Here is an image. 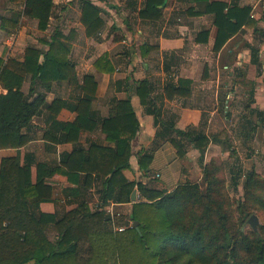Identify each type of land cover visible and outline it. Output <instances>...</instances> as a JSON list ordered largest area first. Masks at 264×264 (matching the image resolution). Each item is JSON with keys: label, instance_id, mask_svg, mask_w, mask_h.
<instances>
[{"label": "trees", "instance_id": "1", "mask_svg": "<svg viewBox=\"0 0 264 264\" xmlns=\"http://www.w3.org/2000/svg\"><path fill=\"white\" fill-rule=\"evenodd\" d=\"M190 1L208 3L206 11L214 15L217 27L215 52L243 25L252 26L249 9L209 0ZM7 2L21 9L12 17H0L1 28L15 29L18 17L22 15L35 19L40 31L46 30L52 0ZM156 2L147 0L143 12L152 9ZM81 6L85 34L94 35L102 26L98 10L86 0H81ZM63 40L68 37L57 32L46 43L47 51L28 47L23 61L12 58L4 61L0 57V86L6 89L5 94H0V149H19L27 144L28 137L23 130L44 105L42 95L38 94L32 100L29 97L34 94L36 85L46 87L52 81L74 84L75 72L66 57L68 46ZM93 67L102 73L114 70L105 55L97 58ZM28 76L31 82L29 96L21 90ZM189 84L187 80H179L177 86H167L165 97L170 100L188 97ZM81 89L84 96L76 106L75 119L59 125L58 141L74 143L73 150L57 165L36 163L33 181V161L28 157L23 163L16 156L3 157L0 161V264H179L183 258L184 264H264V244L259 239L250 240L239 231L237 234L227 232L230 216L224 212L227 201L223 181L213 158L202 166L205 191L198 183L188 181L166 193L145 188L140 182L128 181L122 171L130 168V142L139 128L129 99L117 100L115 111L107 118H95L91 102L96 85L90 75L83 77ZM143 90L148 91L146 82H141L137 89L144 104ZM59 107L60 102L53 101L50 109L57 111ZM255 113L260 120L263 116L264 127V112ZM97 127L105 135L107 145L91 142L83 148L78 141L79 134ZM167 131L168 128L163 127L155 137L164 136ZM169 132L178 137L171 138L170 142L179 157L184 153L181 142L186 141L200 151L202 158L209 142L206 134L191 127ZM151 160L152 155L144 154L138 159V165L146 171ZM233 171L231 181L236 186L242 172L240 168ZM54 173L64 175L73 183H77L80 174L85 184H90L93 176L98 178L104 187L101 192L104 203L110 199L130 202L135 186L140 198L132 204L130 217L112 219L102 209L90 208L86 203L59 219L53 214L34 213L33 203L50 200L51 188L46 179ZM244 177V197L254 198V189L264 180L254 171ZM134 221L138 222L139 231L132 226ZM50 226L57 233L56 240L49 239L46 234ZM118 228L123 230L118 231ZM238 249L242 251L240 254Z\"/></svg>", "mask_w": 264, "mask_h": 264}, {"label": "crops", "instance_id": "2", "mask_svg": "<svg viewBox=\"0 0 264 264\" xmlns=\"http://www.w3.org/2000/svg\"><path fill=\"white\" fill-rule=\"evenodd\" d=\"M2 1L6 3L9 14H0V17H12L21 9L12 6L7 0ZM86 1L97 8L102 21L101 28L91 36H86L81 22V0H52V13L45 31L38 29L35 19L22 15L18 17L15 29L0 27V57L4 61L11 58L23 61L28 47L47 51L46 43L53 34L60 32L68 37L62 42L68 46L66 57L75 72L74 84L52 81L46 87L36 85L34 94L30 96L31 82L29 76L25 78L21 90L31 100L38 94L42 95L44 105L23 130V134L28 137L27 144L19 149H0V161L3 157L16 156L23 163L28 157L33 161L31 175L34 181L36 163L57 165L68 155L74 143L58 141L59 125L75 119L76 106L84 96L81 89L83 77L90 75L96 85L91 102V112L95 118H107L115 111L117 100L128 98L138 122L139 128L130 142V168L122 171L128 181L140 182L145 188L166 193L180 183L195 181L192 178L194 174L199 179L202 177V166L217 155L224 143L218 135L207 132V125L214 121L213 117L219 111L218 100L221 101V96L223 109L228 111L231 107L229 99L233 91L222 94L223 74L220 71L228 70L229 80L243 79L252 86L262 83L264 40L259 37L264 35V0L208 1L249 9L248 16L252 20V26L243 25L217 52L213 50L217 27L214 25L213 13L206 11V2L157 0L152 9L150 7L143 12L147 0ZM31 22L32 31L41 33V36L36 40L37 44H22L28 27L26 24ZM27 29V32H31ZM16 40L22 45L14 48L19 53L14 55L10 53L9 45ZM102 55L107 56L113 65L112 73H102L93 67L94 61ZM179 80L190 82L189 96L167 99L164 89L169 85L177 86ZM141 82H146L148 87V91H142L144 104L137 92ZM257 88L260 89V85ZM249 92L251 98L244 104L245 112L240 115L241 136L246 138L250 137L249 128L254 125L249 115H257V111L264 112L263 85L261 103L257 101L253 105V89ZM5 93L6 89L0 86V94ZM257 95L256 91L255 98ZM207 100L210 101L209 107H206ZM53 101L60 102L57 111L50 109ZM163 127L169 131L191 127L206 134L209 142L202 158L200 151L186 141L181 142L184 144V153L179 157L170 142L171 138L178 139L174 132L170 134L167 131L164 136L155 137ZM253 127L258 128L257 125ZM261 130V142H264L263 125ZM78 141L83 148H87L91 142L107 145L99 127L81 132ZM144 154L152 155L146 171L138 165V159ZM92 178L90 184H85L80 174L77 183H73L64 175L54 173L46 179V184L51 188V198L46 202L33 203L34 213L53 214L59 219L78 205L86 203L90 208L102 209L112 219L117 216L130 217L132 204L140 198L137 187L133 189L135 201L130 198V202L120 203L110 199L104 203L101 180L94 176ZM46 234L51 240L57 239L53 226L47 229Z\"/></svg>", "mask_w": 264, "mask_h": 264}, {"label": "rangeland", "instance_id": "3", "mask_svg": "<svg viewBox=\"0 0 264 264\" xmlns=\"http://www.w3.org/2000/svg\"><path fill=\"white\" fill-rule=\"evenodd\" d=\"M0 14H9L8 7L2 0H0ZM26 25L31 32H27L28 29L26 28L24 37L22 38L24 41H21L22 44L25 42L26 44H37L36 40L41 36V33H36L34 30L32 31V22ZM259 38L264 40V35H261ZM21 42H19L20 45H22ZM19 44L17 43V40L10 43V53H14V55L19 54L14 50ZM227 72L228 70L225 69L220 71V73L223 74L222 94L229 90L233 91V94H231V98L229 99L231 107L228 111L226 108L223 109V96H221V101L220 99L218 100L220 102L218 106L219 111L214 115V121L207 125L208 128L206 127L208 134H216L224 142L222 148L220 147V151L212 158L218 166V176L223 181V193L227 201L226 206H224V212L230 216L229 224L226 225V228L228 234H237L239 231L242 235H246L250 240L259 239L261 243L264 244V183L254 189V198L245 199L243 187L245 183L244 175L248 172L254 171L259 178L264 180V142H261V127L263 122L257 117V115L250 114L249 120L254 124L252 125V129L249 128L250 137L247 136L246 138L241 136L240 129V115L242 112H245L243 109L244 104L251 98L250 90L253 89V93H251L253 94V105H255L257 101L261 103V84L264 87V76L262 78V83L258 82L252 86L247 84L243 79H227ZM261 75H264V73H261ZM258 85H260V89L257 88ZM255 88L257 90H255ZM256 91L258 92L257 98H255ZM209 102V100L206 101V107H209ZM256 125L258 127L257 129L253 127ZM231 144H233V147L238 148V150L231 147ZM237 168L241 169L242 175L239 177L237 185L235 186L233 185L231 178L234 174L233 170H236ZM195 172L198 171L196 170ZM192 178L195 181L191 182L198 183L202 191H205L206 185L202 177L196 179L197 174H194ZM252 215L257 218L255 229H253L248 223V220ZM242 235L239 234V236L243 237ZM229 243H232V241ZM241 252L242 251L238 249V253L240 254ZM184 263L185 258H183L179 264Z\"/></svg>", "mask_w": 264, "mask_h": 264}, {"label": "water", "instance_id": "4", "mask_svg": "<svg viewBox=\"0 0 264 264\" xmlns=\"http://www.w3.org/2000/svg\"><path fill=\"white\" fill-rule=\"evenodd\" d=\"M132 201H135V191H132L131 196H130ZM248 223L250 224V226L255 229L256 225H257V218L256 216L252 215L250 216ZM132 226H134L136 228L137 231H139L138 229V222L134 221L132 222Z\"/></svg>", "mask_w": 264, "mask_h": 264}, {"label": "built area", "instance_id": "5", "mask_svg": "<svg viewBox=\"0 0 264 264\" xmlns=\"http://www.w3.org/2000/svg\"><path fill=\"white\" fill-rule=\"evenodd\" d=\"M111 217V216H110ZM112 218V217H111ZM121 230H123V228H118V231H121Z\"/></svg>", "mask_w": 264, "mask_h": 264}]
</instances>
